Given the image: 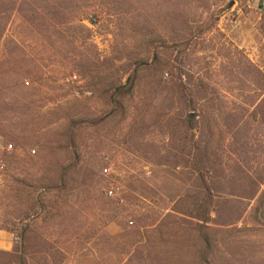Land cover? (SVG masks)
Returning <instances> with one entry per match:
<instances>
[{
  "label": "rangeland",
  "instance_id": "1",
  "mask_svg": "<svg viewBox=\"0 0 264 264\" xmlns=\"http://www.w3.org/2000/svg\"><path fill=\"white\" fill-rule=\"evenodd\" d=\"M260 1L0 0V264H199L200 227L211 264H264V125L220 52L264 73ZM175 84L207 102L189 168L169 146ZM206 188L244 201L241 221L200 224Z\"/></svg>",
  "mask_w": 264,
  "mask_h": 264
},
{
  "label": "trees",
  "instance_id": "2",
  "mask_svg": "<svg viewBox=\"0 0 264 264\" xmlns=\"http://www.w3.org/2000/svg\"><path fill=\"white\" fill-rule=\"evenodd\" d=\"M262 5H264V0L260 1V7ZM96 21L97 15L90 19L91 23H96ZM262 32L264 33V24L262 26ZM222 51H227L223 57L230 62L228 64L229 68L227 69L230 70L229 74L233 76V81H239L242 85L247 86L249 90L253 88L252 91L250 90L253 97H250V101H248L246 105L248 111L252 109V112L249 111L251 117L255 120L260 118L264 125V73L248 59L242 58L240 60H234L233 56L230 54V50L222 49L220 52ZM175 89L178 102L181 106L180 115L182 117H173L167 123V131L170 137L169 146L172 148L171 152L173 154L175 167L189 168L192 157L196 160L200 158L199 154L193 148L190 136L191 133L197 129L198 120L196 119H203L205 117V113L208 111L206 109L207 102L199 98L189 100L185 90L179 84H175ZM242 90L244 91V89ZM242 117L243 115L241 114L229 115V119L225 122L227 130L233 135L236 143H240L241 139L245 137L244 128H238L243 121ZM192 167H203L202 169H207L205 166H197V164H194ZM62 171L64 170L61 169L60 172ZM60 179V184L66 187L67 183L65 181V176L62 175ZM206 191L207 195L205 200L194 216L200 224L207 223V217L210 216L211 209L216 216L215 222L217 226L220 227L217 228L216 232H221L222 229L232 227L241 221L248 209V205H245L244 201L235 198H214L209 188H206ZM255 198L253 197V200ZM180 215L179 212L172 211L161 218V224L167 223L166 227L171 230H182L183 226L181 222L183 221V216L181 217ZM200 228L201 232L195 234L200 247L197 252L200 257L199 264H211L208 255L212 249V230L204 229L203 227ZM125 229L127 231V236H134L136 238H143L144 232L149 231L147 228H143L141 224L134 227L133 222H130V226H126ZM139 244H141V242H135L130 248L137 247Z\"/></svg>",
  "mask_w": 264,
  "mask_h": 264
},
{
  "label": "built area",
  "instance_id": "3",
  "mask_svg": "<svg viewBox=\"0 0 264 264\" xmlns=\"http://www.w3.org/2000/svg\"><path fill=\"white\" fill-rule=\"evenodd\" d=\"M74 79H77L76 77H74ZM88 95H90V94H88ZM10 149H12V146H10ZM109 196H111V197H113L114 196V192L113 191H110L109 193Z\"/></svg>",
  "mask_w": 264,
  "mask_h": 264
},
{
  "label": "crops",
  "instance_id": "4",
  "mask_svg": "<svg viewBox=\"0 0 264 264\" xmlns=\"http://www.w3.org/2000/svg\"><path fill=\"white\" fill-rule=\"evenodd\" d=\"M5 234L3 232H0V238H5Z\"/></svg>",
  "mask_w": 264,
  "mask_h": 264
}]
</instances>
